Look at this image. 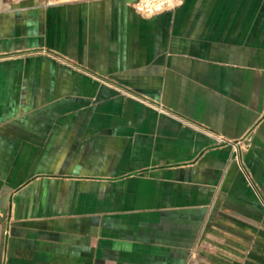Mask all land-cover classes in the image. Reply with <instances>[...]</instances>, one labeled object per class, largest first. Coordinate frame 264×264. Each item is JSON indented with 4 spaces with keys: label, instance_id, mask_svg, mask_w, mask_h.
Wrapping results in <instances>:
<instances>
[{
    "label": "crops",
    "instance_id": "0c3cea01",
    "mask_svg": "<svg viewBox=\"0 0 264 264\" xmlns=\"http://www.w3.org/2000/svg\"><path fill=\"white\" fill-rule=\"evenodd\" d=\"M132 2L0 0V264H264V0Z\"/></svg>",
    "mask_w": 264,
    "mask_h": 264
},
{
    "label": "built area",
    "instance_id": "2783aa9c",
    "mask_svg": "<svg viewBox=\"0 0 264 264\" xmlns=\"http://www.w3.org/2000/svg\"><path fill=\"white\" fill-rule=\"evenodd\" d=\"M178 6L177 0H134L132 2V9L143 18H153L155 16L166 13L175 9ZM216 140L220 143H227L223 137L214 135ZM234 144H242L237 142ZM237 147V146H236Z\"/></svg>",
    "mask_w": 264,
    "mask_h": 264
},
{
    "label": "rangeland",
    "instance_id": "374dc122",
    "mask_svg": "<svg viewBox=\"0 0 264 264\" xmlns=\"http://www.w3.org/2000/svg\"><path fill=\"white\" fill-rule=\"evenodd\" d=\"M18 1H20V0H3V2H6V4L7 3H15V2H18ZM49 1H51V2H62V1H64V0H49Z\"/></svg>",
    "mask_w": 264,
    "mask_h": 264
}]
</instances>
